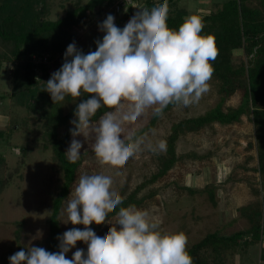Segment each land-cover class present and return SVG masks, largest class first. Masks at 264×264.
Wrapping results in <instances>:
<instances>
[{
    "label": "clouds",
    "instance_id": "1",
    "mask_svg": "<svg viewBox=\"0 0 264 264\" xmlns=\"http://www.w3.org/2000/svg\"><path fill=\"white\" fill-rule=\"evenodd\" d=\"M137 9L122 29L108 14L98 26L105 34L95 41V51L84 54L70 43L61 67L43 82L53 103L92 94L76 106L70 121L73 139L65 153L69 163L81 158L83 145L75 139L80 135L90 141L101 165L116 169L145 150L165 152L166 140L153 144L149 139L154 129L142 132L133 125L149 110L160 117L167 106L188 107L210 90L211 62L218 49L214 35H202V18L188 15L176 30L167 24V0L151 9ZM101 108L108 110L93 122ZM112 186L110 175H80L63 212L67 222L84 228L73 227L58 236V252L33 246L12 254L9 264H193L187 235L161 231L147 211L135 205L119 207L115 223L106 220L123 204ZM105 222L112 226L103 236L89 227ZM77 241L87 244V252L77 249L67 258Z\"/></svg>",
    "mask_w": 264,
    "mask_h": 264
},
{
    "label": "rangeland",
    "instance_id": "2",
    "mask_svg": "<svg viewBox=\"0 0 264 264\" xmlns=\"http://www.w3.org/2000/svg\"><path fill=\"white\" fill-rule=\"evenodd\" d=\"M49 1L52 17L63 14L66 9L73 7L75 2V0ZM176 1L178 6L186 8L191 15L214 9L226 0ZM252 2L256 3V0ZM142 4L143 1L139 7ZM108 14L114 12L108 9L95 12L82 27L75 29L77 39L74 42L84 54L96 50L95 41L102 39L105 34L98 26ZM65 51L58 56V62L61 64L64 62ZM235 52L241 53V50ZM3 65L0 71V93L4 95L0 104L1 129L7 128L13 117H22L26 114L25 108L11 103L8 95L11 88L8 77L9 64ZM209 84L210 90L198 103L188 107L173 105L156 120L151 128L155 130V135L149 136L153 144L161 139L166 140L172 124L179 119L200 115L216 104L219 98L217 83L211 79ZM237 101L236 94L230 98L228 104H236ZM40 113L41 111L35 110L28 114L30 136L26 137L24 134L25 124L18 126L8 140L6 138L0 140V153L6 158L8 171H14L20 164L18 172L13 173L8 185L0 193V264H7L9 257L22 249L26 250L33 246L45 248L44 241L49 228L47 218L60 172L53 164L50 149H42L43 118ZM151 116L152 112L149 110L133 127L140 128L146 125ZM62 130L61 127L60 131ZM252 134L253 125L246 116H242L238 123L227 125L214 123L197 132L180 134L176 140V152L178 154L194 152L202 157H185L178 160L166 174L145 186L137 194V197L144 196V200L136 207L147 211L152 221L159 222L161 231L169 233L183 231L188 237L187 246L211 231L230 234L247 228L249 222L240 215V206L255 201L264 205V189L261 188L258 172L253 170L257 166V159ZM72 139L71 136L67 149ZM75 139L82 142L80 150L82 160L70 192L76 186L80 175L103 173L113 178L112 189L124 197L157 169V157L163 153L155 154L145 150L130 158L124 167L116 169L99 163L90 148V141L85 140L83 135ZM23 143H27L30 149L24 156V162H21L19 148ZM249 143H252V146L248 147ZM253 186L261 191L258 194L253 193ZM186 187L196 190L189 193ZM206 187L214 189V204L209 200ZM65 200L59 213L62 233L73 227L84 228L83 225H72L67 222L66 213L63 212ZM106 220L115 223L116 214ZM110 226H112L110 223L105 222L94 231L97 236H103ZM116 227L119 228V225ZM260 237V241L239 245L235 251L225 252L220 264H264V259L260 257V249L264 248V233ZM77 249H87V244L77 241L75 247L65 254L66 257L71 259ZM206 257L207 259L209 257V264H217V261L212 262L214 259L212 255Z\"/></svg>",
    "mask_w": 264,
    "mask_h": 264
},
{
    "label": "trees",
    "instance_id": "3",
    "mask_svg": "<svg viewBox=\"0 0 264 264\" xmlns=\"http://www.w3.org/2000/svg\"><path fill=\"white\" fill-rule=\"evenodd\" d=\"M112 1L75 0L73 7L66 9L57 17H52L49 0H0V71L3 64H9L8 77L11 88L8 95L14 106H21L26 110L22 117H13L7 128H0V140L4 138L8 140L18 126L25 124L24 134L26 137L30 136L28 114L35 110L41 111L42 149H50L53 164L60 172L47 218L49 228L44 244L49 252L59 251L60 241L57 237L63 234L59 224L60 209L71 191L82 160L81 157L76 163H69L65 155L72 136L70 129L74 127L70 121L75 119L76 106L83 100L91 98L92 94H84L76 99L66 96L64 101L53 103L50 94L44 91L43 82H47L51 74L61 67L58 56L77 39L75 29L82 27L95 12L109 10ZM141 1L143 4L140 7L146 6L149 9L163 3V0H139ZM252 1L226 0L214 9L195 14L204 22L202 35L211 34L215 37L218 55L211 63L214 67L212 79L216 81L219 93L218 101L204 113L181 118L172 124L166 137L167 149L157 157V169L124 196L123 204L110 213L109 217L115 215L119 207L140 205L144 196L137 197V194L145 186L166 174L178 160L185 157H202L194 152L183 154L176 152V140L180 134L197 132L214 123L220 125L238 123L242 116L249 118L253 125V146L255 145L257 159V166L253 170L258 172L261 188L264 189V0H256V3ZM167 2L169 6L167 24L170 28L178 30L184 18L190 14L186 8L178 6L176 0ZM112 15L115 17V25L122 29L129 14L114 12ZM236 50H241V53H236ZM33 55L39 57L40 61H33ZM44 55L46 61H42ZM236 94L237 103L228 104L230 98ZM3 96L0 93V104ZM73 100L75 101L72 102ZM172 106H167L163 113ZM107 110L105 108L98 110L92 118L93 121L98 120ZM158 118L152 115L149 122L138 129L142 132L148 131ZM26 144L23 143L19 148L21 162H24V156L30 149ZM250 146L252 143H249L248 147ZM18 165L14 171H8L6 158L0 153V193L8 185L13 173L18 172L20 164ZM185 189L189 193L196 190L190 187ZM205 190L209 200L214 204L213 187H206ZM252 191L258 194L261 190L253 186ZM152 195L153 193L150 196ZM239 210L240 215L248 220L249 226L230 234L216 230L206 233L200 240L187 246L193 264H209V257L208 259L206 257L208 255L214 258L212 262L217 261V264H220L225 252L235 251L239 245L244 246L261 239L260 236L264 233V205L255 201L240 206ZM101 225L93 223L89 227L94 230ZM83 250L87 252V249ZM260 250V257L264 259V248Z\"/></svg>",
    "mask_w": 264,
    "mask_h": 264
},
{
    "label": "built area",
    "instance_id": "4",
    "mask_svg": "<svg viewBox=\"0 0 264 264\" xmlns=\"http://www.w3.org/2000/svg\"><path fill=\"white\" fill-rule=\"evenodd\" d=\"M139 0H113L111 5L109 6V10H112L115 13H123L127 12L129 17L127 18V22L129 19L136 13L139 7ZM33 61H40L39 57L36 55L32 56ZM42 61H46V56L42 57Z\"/></svg>",
    "mask_w": 264,
    "mask_h": 264
},
{
    "label": "water",
    "instance_id": "5",
    "mask_svg": "<svg viewBox=\"0 0 264 264\" xmlns=\"http://www.w3.org/2000/svg\"><path fill=\"white\" fill-rule=\"evenodd\" d=\"M142 7H146V6H142ZM137 11H138V10H137ZM137 11H136V12H137Z\"/></svg>",
    "mask_w": 264,
    "mask_h": 264
}]
</instances>
